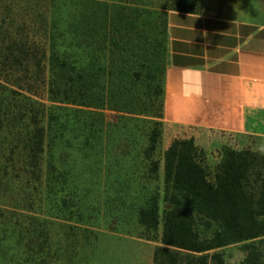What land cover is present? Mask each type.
Segmentation results:
<instances>
[{"label":"trees","instance_id":"16d2710c","mask_svg":"<svg viewBox=\"0 0 264 264\" xmlns=\"http://www.w3.org/2000/svg\"><path fill=\"white\" fill-rule=\"evenodd\" d=\"M135 5L202 0H0V264H75L101 230L158 243L151 264H225L234 245L264 264V151L162 150L138 114Z\"/></svg>","mask_w":264,"mask_h":264},{"label":"crops","instance_id":"0c3cea01","mask_svg":"<svg viewBox=\"0 0 264 264\" xmlns=\"http://www.w3.org/2000/svg\"><path fill=\"white\" fill-rule=\"evenodd\" d=\"M131 15L139 116L264 151V0H202L199 14L135 5Z\"/></svg>","mask_w":264,"mask_h":264},{"label":"rangeland","instance_id":"374dc122","mask_svg":"<svg viewBox=\"0 0 264 264\" xmlns=\"http://www.w3.org/2000/svg\"><path fill=\"white\" fill-rule=\"evenodd\" d=\"M174 138H193L198 147L206 150L208 161L212 166L220 160L221 146L240 148L243 145L242 138L236 136L194 128L164 127L162 150ZM157 245L156 242L139 239L123 231L114 233L101 230L97 240L92 241L90 249L86 247L81 251L75 264H151L153 250ZM240 246L234 245L222 250L225 264H243L245 254ZM261 248L264 250V241Z\"/></svg>","mask_w":264,"mask_h":264}]
</instances>
